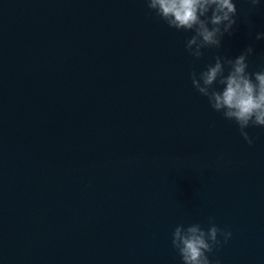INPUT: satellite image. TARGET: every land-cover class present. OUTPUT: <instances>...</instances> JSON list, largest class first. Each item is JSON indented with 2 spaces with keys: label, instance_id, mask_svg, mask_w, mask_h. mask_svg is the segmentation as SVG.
<instances>
[{
  "label": "water",
  "instance_id": "obj_1",
  "mask_svg": "<svg viewBox=\"0 0 264 264\" xmlns=\"http://www.w3.org/2000/svg\"><path fill=\"white\" fill-rule=\"evenodd\" d=\"M234 3L194 61L145 0H0V264H181L174 228L209 216L212 264H264V128L250 147L190 78L249 45L264 67V0Z\"/></svg>",
  "mask_w": 264,
  "mask_h": 264
},
{
  "label": "clouds",
  "instance_id": "obj_2",
  "mask_svg": "<svg viewBox=\"0 0 264 264\" xmlns=\"http://www.w3.org/2000/svg\"><path fill=\"white\" fill-rule=\"evenodd\" d=\"M246 2L251 10L260 7V0ZM145 3L149 14L155 13L169 28L193 33L185 41V50L194 61L203 60L205 49L220 50L225 36L233 35L238 25L234 0H145ZM255 39L264 40V32L257 33ZM254 55L255 49L249 45L235 58L216 55L214 63L200 71L194 67L190 72L192 87L215 112L234 122L250 147L259 137L250 135L248 129L264 128V67L249 71V58ZM207 224V229L200 223L179 224L174 228L171 244L181 264H212L210 254L231 240L232 232L218 227L214 216L207 218Z\"/></svg>",
  "mask_w": 264,
  "mask_h": 264
}]
</instances>
